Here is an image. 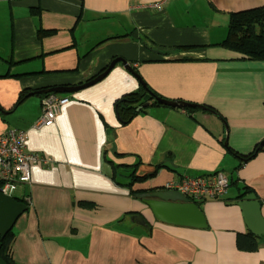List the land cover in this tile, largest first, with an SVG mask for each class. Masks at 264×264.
<instances>
[{"label": "crops", "instance_id": "obj_1", "mask_svg": "<svg viewBox=\"0 0 264 264\" xmlns=\"http://www.w3.org/2000/svg\"><path fill=\"white\" fill-rule=\"evenodd\" d=\"M261 7L264 0H0V134L24 131L26 151L48 161L12 195L26 205L11 229L15 264H264V235L253 252L236 248L237 235L251 233L242 187L264 219V145L248 162L227 151L246 156L264 140V62L218 46L231 13ZM109 19L125 31L94 29ZM115 57L156 96L213 111L153 100L121 123L115 102L143 87L119 63L95 85L59 94L69 101L54 123L32 128L42 97L29 93L81 84ZM217 171L231 182L222 199L199 203L203 229L157 220L133 194ZM133 176L148 177L130 183ZM133 214L148 227L131 223Z\"/></svg>", "mask_w": 264, "mask_h": 264}, {"label": "water", "instance_id": "obj_2", "mask_svg": "<svg viewBox=\"0 0 264 264\" xmlns=\"http://www.w3.org/2000/svg\"><path fill=\"white\" fill-rule=\"evenodd\" d=\"M119 63L139 82L142 87H145V83L143 82L142 78L138 73L134 71L131 65L123 58L115 57L100 73H98L90 80L77 85H63L37 90L29 93L28 96L45 95L49 93L71 94L78 92L80 90L93 86L104 79L106 75L114 68V66ZM154 101L159 105L167 107L183 109L198 108L201 110L210 111L207 107L204 106H198L196 104H190L182 101L166 100L158 96L154 97ZM148 105L149 103H144L139 107V109L146 108L148 107ZM225 131L227 133L226 125ZM225 143L226 142H224V145ZM263 145L264 140L260 142L256 150L262 148ZM138 197L142 198L143 204H145L150 213L157 220L198 229L207 227L204 215L197 204L189 201L187 198L176 191H154L150 193L138 194ZM238 206L250 232L257 237L264 235V219L260 215V205L259 202L255 199V196L253 194L243 196L238 202ZM24 211H26V205L17 201L14 197L0 193V247L1 240L12 229L15 221ZM130 221L135 225L144 228L148 227L146 219L143 215L133 214L130 217ZM0 264L6 263L0 258Z\"/></svg>", "mask_w": 264, "mask_h": 264}, {"label": "built area", "instance_id": "obj_3", "mask_svg": "<svg viewBox=\"0 0 264 264\" xmlns=\"http://www.w3.org/2000/svg\"><path fill=\"white\" fill-rule=\"evenodd\" d=\"M68 96L55 93L45 94L41 99V113L32 125L40 129L54 123L60 107L67 104ZM26 133L9 130L0 134V193L11 196L18 186L30 181V168L48 161L25 149ZM230 186L223 172H213L193 178H183L170 183L165 190L176 191L196 204L222 199Z\"/></svg>", "mask_w": 264, "mask_h": 264}, {"label": "trees", "instance_id": "obj_4", "mask_svg": "<svg viewBox=\"0 0 264 264\" xmlns=\"http://www.w3.org/2000/svg\"><path fill=\"white\" fill-rule=\"evenodd\" d=\"M54 32L55 31L53 30L39 31V34L40 36L45 37L52 35ZM218 46L238 53L244 56L246 60L264 62V7L231 13L229 17L227 36L220 44H218ZM43 96L45 95H40V97ZM154 97H156V95L146 86L141 89L140 93H128L123 95L114 104L119 121L121 123L128 122L137 113L144 111V108L139 109L142 104L153 101ZM153 104L157 105L155 102H153ZM208 109L213 111L211 108ZM186 110L193 111L192 109ZM227 151L234 154L242 162H248L258 151L261 150H255L246 156H240L229 149ZM159 167L161 166H158L156 169H159ZM148 176H133L130 183L135 181L142 182ZM130 183L128 184L129 188ZM240 190L242 193L239 195V198H242L250 192V190L245 187H242ZM140 193V191H133L134 195H138ZM197 206L199 207V204H197ZM12 239L13 234L10 230L1 240L0 258L6 264H15L9 255V248ZM257 239L258 238L253 236L251 233L238 234L236 238V248L244 252H253L258 247Z\"/></svg>", "mask_w": 264, "mask_h": 264}, {"label": "rangeland", "instance_id": "obj_5", "mask_svg": "<svg viewBox=\"0 0 264 264\" xmlns=\"http://www.w3.org/2000/svg\"><path fill=\"white\" fill-rule=\"evenodd\" d=\"M94 29H98L99 31H104V32L105 31H109V32H111L113 34L114 33H119V32L123 33L125 31V30H122L120 28L115 27V21H112L110 19L106 20L104 22L98 23L97 25H95ZM224 32H225V34H224V37H225L226 28L224 29ZM116 35H120V34H116ZM231 173L232 172H230V171L226 172L227 175L231 174ZM230 188H231L230 189L231 192L235 191V188L233 186H231ZM13 195H16V193L14 192Z\"/></svg>", "mask_w": 264, "mask_h": 264}, {"label": "flooded vegetation", "instance_id": "obj_6", "mask_svg": "<svg viewBox=\"0 0 264 264\" xmlns=\"http://www.w3.org/2000/svg\"><path fill=\"white\" fill-rule=\"evenodd\" d=\"M149 193V192H148Z\"/></svg>", "mask_w": 264, "mask_h": 264}]
</instances>
